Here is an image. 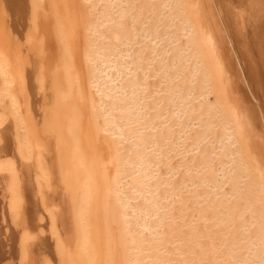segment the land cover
<instances>
[{"label": "bare ground", "instance_id": "bare-ground-1", "mask_svg": "<svg viewBox=\"0 0 264 264\" xmlns=\"http://www.w3.org/2000/svg\"><path fill=\"white\" fill-rule=\"evenodd\" d=\"M123 2L120 1L121 4ZM161 2L163 1L161 0ZM166 2H169L171 6H168L170 10H167L169 11V13L167 12L169 21L172 22L171 19L176 18L180 23V27L177 26L178 31L174 25L177 38H173L176 46L171 50L173 51L176 48L178 50L174 51L173 60L175 58L176 62L182 63L180 66L182 69H185L184 66H188L187 62H189L192 75L189 74L190 76L188 75L189 77L185 78L183 73L180 77L176 74L183 71L182 69L178 70L176 67L175 71L177 70V73L175 76L180 77L179 83V78H175L174 74L172 77L180 85L182 83L184 86L187 82L188 85H186L185 91L186 89L189 91L193 86L191 93L195 87L199 91L197 96L192 94L193 96H190L192 98H187V96L186 98L190 100H186L185 94H181L179 90L181 86L180 88L177 86L179 91L171 89L172 84H174L172 81L173 83L169 85L171 81L168 78L171 75L170 77L167 75V78L166 74L169 71L167 73L158 72L159 65L155 75L159 77L158 84L164 81L163 91L160 90L164 92L165 96V93H167L168 97L165 100L168 101L169 99L171 103L175 102L172 101L174 96L181 100L180 103L185 101L182 102L185 105L184 113L192 115L190 113L201 109L199 111L200 115L203 116L204 114V117L205 114L208 115H206V123L209 124L207 128L217 130L216 127H218L221 130L220 137L222 141L217 143H219V149L222 150V153L219 152V154L224 156L226 161L219 163L221 165L219 167L222 169L227 166V170L223 169L231 175L230 177L227 176L232 183L231 187L228 185L229 188L223 192V186L220 184L224 182L217 183L222 186L221 191L223 193L216 191L214 186L216 191H214V197L218 194L220 199L217 200V203L214 202L215 204L211 202L208 205V203L203 202L207 205L205 212H203L213 214H206L208 215L207 221H209V216L215 218V215L219 214L217 221L220 224L224 222L221 225H224V227L228 225L227 228L234 225L237 219H243L245 214L248 215L249 219L244 222H241V219L238 222L240 223L239 227L235 225L234 228L237 229L233 228L228 239H224L225 234L223 233L225 231L219 233L221 237L224 236L223 239L221 238L223 242H220L225 247L223 255L222 251L219 250L220 253L218 252L219 243L215 245L209 243L217 235H215V231H212L211 227L213 226H210L212 230L206 232L208 229L204 227L202 221L206 215L203 217L204 213L201 210L198 211L202 213L201 222L198 220L200 226L203 225L205 235L206 233L208 235L206 246L209 243L211 247L208 249L211 258L210 264H224L226 259L231 261V264L241 263L237 261L240 254L239 249L241 248L246 249L245 252L240 250L245 253L243 258H246V255L248 257L249 254L255 259L251 261V264H264V0H165ZM132 3L131 5L129 3L131 7ZM99 4L100 10L97 9ZM121 4H117L116 0H0V46L4 52L1 51L2 49L0 51L6 55L5 58L8 62L6 67L3 60L1 63L4 65H2L4 71L6 68L8 70H6L9 74H7V80L10 84L7 85V92L12 95H10V99L9 94L8 99L7 97L3 98L6 91L2 93L0 90V101L10 102L9 107L4 102L6 106H3L5 108L0 107V117L4 119L0 122L3 123L6 120V117L3 118L4 114L2 115V113H5L3 110L7 107L15 117V122L14 119L13 122L16 123V128H13L17 129L16 137H14L11 136L12 133L9 127L0 128V264H174L170 262L172 258L169 260L165 254L163 255L159 240L163 225L164 228L167 227L175 217H170L169 219H173L168 220L170 221L168 222L167 217L172 209L170 208L171 210L169 209L170 211L167 212L164 207L158 206L154 201L156 200L154 193L156 194V191L160 188L164 189L166 185L169 187L170 184L168 179L164 177L167 181L164 182L165 187H163V181L156 176L157 174L154 175L149 170L151 164V162L149 163L150 160L147 159L148 154L150 155L147 150L149 140L146 134L141 131L143 128L141 120L146 117L149 121L151 120L149 115L145 117L147 115L146 106L140 102L141 100L143 102L146 98H143V94L145 89H148L146 78L148 79L151 76H148V70L150 69H147L150 63L147 64L145 69L147 70V76L139 77V69L135 64L139 60V62H142L141 57L139 58L137 55L139 60L135 62L137 57L131 51L132 47L130 46V49L122 48L124 46L122 38L125 39L124 35L127 36L128 34H124L126 32L123 29L126 28H123L125 24H122V22L124 20L123 23H125L126 18L123 20L122 18L125 13L129 12L130 7L127 4V6L124 4L120 7ZM135 8L136 6H134ZM120 10L123 13L118 12ZM163 14L165 15L164 12ZM137 17H139L138 13ZM157 18L155 17L156 20ZM134 19L136 20V18ZM161 20L160 22L163 23V19ZM171 24L169 26H172ZM168 30L170 31V29ZM105 32L107 34L104 36L103 33ZM154 37L152 36V39ZM157 38L154 40H159ZM110 40L113 41V45L110 42L112 46L108 48V41ZM125 41L127 42V40ZM167 43L171 44L170 40ZM156 46L154 47L156 48ZM158 53L157 51L155 54ZM155 54H153V61L158 64V59L161 56L156 59ZM0 58L4 59V55H1ZM142 70L144 71V69ZM186 72L184 75L187 74ZM0 75L2 76V74ZM140 79L144 80L143 89L139 83ZM187 86L191 88L188 89ZM153 87V89H156L155 86ZM160 90L158 89L155 93L157 96ZM194 93L196 92L194 91ZM195 98L199 101L193 104ZM160 101L161 104H159L163 105L162 100ZM179 104L176 106L179 107ZM156 105L158 106L157 103ZM16 107H18L17 110H15ZM153 108L151 107V110ZM176 108L172 107L171 110L174 111ZM151 110L149 109L148 113ZM156 112L152 111V119L157 118L158 113ZM114 113L117 114V117L114 116ZM169 113L172 114V111ZM176 114H172V119L178 116ZM158 118H160V115ZM164 118L166 119L165 116ZM176 120L177 122L181 121ZM202 121L204 122V120ZM5 122L3 124H6ZM150 122L153 124V120ZM143 124L145 125V122ZM153 126L157 127L158 124ZM168 126L171 127V124ZM150 127H152L151 124L147 129H151ZM179 127H175V129L177 128L180 131ZM188 127L190 128V126ZM123 130L126 131V134L123 133ZM13 132L15 133V130ZM166 132L169 137L166 138L170 139L175 131L172 134V131L168 128ZM191 132L192 130L189 133ZM182 133L184 135L185 132ZM203 133L206 136L207 132ZM215 134L213 135L217 136ZM153 137H151V140L154 139ZM162 137L164 138V135ZM180 137H176V140L178 141ZM190 137L188 133L187 135L185 133V140H181V142L186 143L188 141L192 143V141H189L191 140ZM172 138L171 136V140ZM211 140H209L210 143L214 142L213 140L211 142ZM215 140L217 139L215 138ZM127 141L131 142V147H134L131 155H128L130 149H126L124 146V142L127 144ZM196 141V143L193 141V144H190L195 146L197 152H194L198 153V156L201 155L200 157L204 160V172L211 171L215 166L218 168L219 164L215 165L213 163L211 166H215L209 167L210 157L213 154L211 155V152H208L207 147L208 151H206V145H203L205 141L202 140V137L197 135ZM200 141L204 143H199ZM164 142L161 146H164ZM166 142L169 143V141ZM181 142L179 144L182 148L184 144H181ZM188 142L187 144H189ZM156 145L154 144V146ZM173 145L168 146L172 147ZM158 146L160 145L158 144ZM173 148L175 147L173 146ZM209 148L211 149L210 145ZM161 150L160 153L157 152L158 155L155 154L166 160L167 149L164 151L165 153ZM170 150L172 151L170 153L175 152L174 149L170 148ZM189 150L191 151V148L188 149V152ZM177 152L176 154H179V151ZM182 152L180 151V154L185 157ZM214 152L216 153L217 150H213ZM191 154L186 153V157L188 158ZM196 154H192L193 157ZM217 154H214V157ZM182 157L178 160L180 164L184 158ZM168 158L170 160L173 157ZM220 158H218L219 162ZM183 161L185 166L187 162H189V165L192 162H185V159ZM184 164L182 165L183 168ZM195 164L198 165L197 161ZM195 164L191 165L192 168ZM154 165L156 166V164ZM189 165L188 167H190ZM169 167H166L167 171L171 169ZM197 167H199V171L200 169L202 171V164ZM154 169L157 170V166ZM154 169L152 171H155ZM193 170L195 169L193 168ZM201 171L198 173L201 174ZM171 172L173 173V171H170L169 174L173 175ZM175 172L178 173L176 170ZM195 172L197 173V171ZM214 172L215 170L209 172L210 176L215 175ZM217 172H219L218 169ZM212 173L214 174L212 175ZM190 174L188 172V176ZM193 174L195 176V173ZM198 177L200 176L198 175ZM202 177L206 179L205 176ZM214 178L213 176L212 179ZM212 179L211 182H216L217 177L216 180ZM220 179L222 180V178ZM151 180L154 182L153 185L150 184ZM169 180L171 181V179ZM223 181L225 180L223 179ZM202 182H200L201 185ZM205 185L207 186V182ZM168 189L172 191V188ZM165 191L164 194L162 192L163 195H174L173 192L167 194V191ZM190 192L187 193L190 194ZM208 192L210 194V190L206 191V194ZM196 194V196L199 194L197 190ZM170 195L169 197H171ZM204 196L205 199L208 197V195H203L202 198ZM193 197L195 196L193 195ZM196 198H199V196ZM231 198L234 199L233 202ZM190 199L192 200V197ZM170 200L173 199L170 198ZM167 202H169V199ZM164 203L168 204L166 201ZM196 205L199 206V203L197 202ZM201 205L204 204L201 203ZM201 205L200 207H202ZM195 208L193 214L199 207ZM195 215L198 216V214ZM199 216L201 217V214ZM179 217L181 216L179 215ZM161 218L166 220L165 224H163L164 221ZM213 218L211 222H213ZM197 219L195 218V220ZM193 220L190 221L193 223ZM187 222L186 225H188ZM215 222L214 219V224H210L217 227L219 224ZM183 224L181 226L184 227ZM195 227L193 228L195 229ZM240 227H242V230L239 231ZM174 228L177 229L178 227L168 228V230L166 228L169 235L175 233L176 236ZM193 228L192 230H194ZM189 231L191 230H188V233ZM179 233L182 234L178 232L177 235ZM194 233L193 235L189 233L193 236V240H195L194 235L200 236L197 232ZM202 235L205 236L204 233ZM181 236L179 235L180 238ZM178 238H174L176 241L169 242V245L177 242ZM203 238L206 239L207 237ZM241 238L244 240L243 246L242 243L240 244V241L243 242ZM213 240H216V238ZM199 246L201 247L200 244ZM178 248L174 249L178 253L173 252L172 254L171 251H174L171 250L172 248H169L170 251L168 250L172 256L175 254L177 257L175 259L174 256L173 262L187 264V261L191 259L189 262L192 264L191 256L187 261L185 258L183 259L184 256L182 257L186 263L180 260L179 255L181 253L179 254ZM197 248H199L198 245ZM190 249L188 248L186 252ZM204 250H207V247ZM191 251L195 253L194 250L191 249ZM189 253H186L188 258ZM203 253H199L200 258H208L203 257ZM239 258L241 259V257ZM245 258L242 259L243 262L246 261ZM194 261L195 264L197 262L199 264V259Z\"/></svg>", "mask_w": 264, "mask_h": 264}, {"label": "rangeland", "instance_id": "rangeland-1", "mask_svg": "<svg viewBox=\"0 0 264 264\" xmlns=\"http://www.w3.org/2000/svg\"><path fill=\"white\" fill-rule=\"evenodd\" d=\"M117 1V4H121L120 3V1H124L122 4H121V6L120 7H122V6H124V4H125V6H129L130 7V9H129V12H127V13H125L124 14V17L122 18V20L124 19V18H126V20H125V23H123L124 22V20H123V22H122V24H125V26L123 25V28H126V29H123V30H125L124 32H126V33H124V34H127V36H125L124 35V37H126L125 39L124 38H122L123 40V42H122V44L124 45V46H122V48H124L125 47V49H130L131 47V51H133L134 52V56H136L137 57V55L139 56V58L140 59H142V62H139L140 60L138 59V57L136 58L137 60H135V62H137L138 60V62L135 64V66H138L137 67V69H139L138 70V75H139V77H142L143 75H145V76H147V70H145L146 68H147V64H149L148 65V68L147 69H150V70H148V76H150L148 79L146 78V80H147V85L149 86H147V88L148 89H145V91H144V96H143V98L144 97H146L145 99H144V101L142 102V100L140 101L141 102V104L142 103H144V105L146 106L145 107V111H146V114L147 115H145V117L146 116H148L149 115V119H151L150 121H152L153 120V124H152V122H150L148 119H147V117L146 118H143V119H145L144 121H143V119L141 120V122H142V126H143V128L141 129V131L143 132V134L145 133L146 134V136H147V139L149 140L148 141V148H147V150L150 152V155L148 154V157H147V159L148 160H150L149 161V163L151 162V164H150V168H149V170L152 172V174H154V175H156V176H158V178L160 179V180H162L163 181V183L165 182L166 183V179H168V182H169V187L166 185V187H165V183H164V185H163V187H165L164 189H158L157 191H156V194L154 193V197L156 198V200H154V201H156V203L158 204V206L160 205L161 207H164V208H162L163 210H165V211H170L171 209V211L169 212L170 214L172 213V215H170L169 214V216L166 218L167 219V221L168 220H172L174 217V219H173V221H171V222H175V223H172V224H174V225H172L171 224V222L170 221H168V222H170V224L169 223H167V224H169L167 227H165L164 228V225H163V227L161 228V230H160V232L162 231V233H160V240H159V243H160V245L162 246V253H163V255L165 254V256L167 257V259H169L170 260V258H172L171 260H170V262H172V263H174V264H176L175 263V261L173 262V260H174V256L176 257V255L174 254V256H172V254H173V252H176L174 249L175 248H178L179 249V256L181 257H179L180 258V260L181 261H183V263H186L183 259L185 258L186 259V261H187V259H190V256H191V258H192V264H195V261L194 260H198L199 259V264H210V262H211V258H210V252H209V250L208 249H210L211 247H210V245H209V243L211 244V243H213L214 245L215 244H217V243H219V245L221 246V247H223V249H221V247L219 246V249H218V252H219V250H220V252L222 251V253H223V255H224V253H225V247L223 246V243L221 244L220 242H223L222 241V237H224V236H222L221 237V233H223L222 231H225V233H223V234H225V237H224V239H228L229 238V236L231 235V232H232V230H233V228L235 227V225L237 226V227H239V224L240 223H238V222H240V220L242 219V218H240V220L239 219H237V222L234 224V225H231L230 226V228L228 227L227 228V226L228 225H225V227H224V225L222 226L221 224H224V222L223 223H221L220 224V222H218L217 220H218V218H219V214H216L215 215V218H213L214 216H209V218H208V220L209 221H207V217H208V215H206V214H209V213H204L205 212V207L207 206L206 204L208 203V205L209 204H211V202H215V203H217L218 201V199H220V196H218V194H216V196L214 197V195H215V192L218 190V192H224V190L226 189H228L229 187H231L230 185H232V183H231V181L229 180L230 178H228V177H230L231 175L230 174H228L227 172H226V170H227V166H225V167H223V168H225V169H223L222 167V169H220V167L219 166H221L220 164H221V162H224V161H226V159L224 158V156H222V155H220L221 153H222V150L221 149H219V147H218V144L219 143H217V142H219V141H222V139H221V130H219V128L218 127H216L217 128V130H219V132H217V130L215 131V130H210V128H207V127H209V124L208 123H206L207 122V114H205V117H204V114H203V116L202 115H200L199 113V111L201 110H199V111H193L192 113H190V114H192V115H189V113L187 114V113H184L183 111H184V106L185 105H183V103L185 102V101H182L181 103H180V99L178 98L177 99V97L176 96H174V98H173V100L172 101H175L174 103H171V102H169V99H168V101L167 100H165V99H167V93H165L166 94V96L163 94L164 92H161V90L163 91V83H164V81H163V83H161V84H158V82H159V77H158V75H155V72H157V69L158 68H160L159 69V71L158 72H168L169 71V73L168 74H166V76L168 75L169 77H170V75H171V77L170 78H168V76H167V78L169 79V81H171V82H169V85L170 84H172L173 82H174V84H172V86H171V89H173L174 91L176 90V91H179L180 90V92H181V94H185L184 95V97L186 98L187 96V98H192V97H190V96H193L194 94H196V96H197V94H198V91H199V89L197 88V87H195V89H194V91L196 92V93H194V91L191 93V91L193 90V88H194V86H193V88H191L190 86H187L188 87V89H189V87L191 88V89H189V91L186 89V91H185V88H186V85H188L187 84V82L184 84V86L182 85V83H181V85L180 84H178L179 83V81H180V75H182L183 73L185 74V72H186V70L188 71V73L186 74V75H184L183 74V76L185 77V78H187V76L190 74L191 75V70H190V65H189V62H187V64H188V66H187V68H186V66H184V68L185 69H182L180 66L182 65V63H178V62H176L177 60H175V58H174V60H173V56H174V51H176V50H178L177 48L175 49V50H171L172 48H175L174 46H176L175 45V39H173V38H177L176 36H177V32H176V29L178 28V27H180V23H179V21L175 18H173V19H171L172 20V22L171 21H169L170 19L168 18V13H169V11H167L168 9L170 10V3L169 2H166L165 3V0H162L163 2H161V0H116ZM132 1H133V3H132ZM158 1V2H157ZM126 2V3H125ZM129 3H130V5H131V3H132V7L129 5ZM155 3V4H154ZM127 4V5H126ZM136 4V5H135ZM140 4V5H139ZM163 4H164V6H163ZM166 4V5H165ZM168 4V5H167ZM161 5V6H160ZM134 6H136V8L134 9ZM140 6V7H139ZM166 6V7H165ZM168 6H170V7H168ZM140 8V9H138V8ZM165 7V8H164ZM132 8V9H131ZM97 9L98 10H100V4L97 6ZM160 9H163V10H161L160 11ZM138 10V11H137ZM123 11V10H122ZM158 11H160L159 13H157ZM165 13V15L163 14V12ZM118 12H120V13H123V12H121V10L120 11H118ZM139 12H140V14H139ZM168 12V13H167ZM136 13V14H135ZM137 13H138V15H139V17H137ZM159 14V15H158ZM161 14V15H160ZM128 15V16H127ZM131 15V16H130ZM156 15H158V16H156ZM157 18V20L155 19V17ZM166 17V18H164V17ZM132 17V18H131ZM134 18H136V20L134 19ZM168 18V21L166 20ZM156 21H155V20ZM161 19H163V23H165V24H163V23H161L160 21H162ZM131 21V22H130ZM157 21H159L160 23H158ZM166 21V22H165ZM134 22V23H133ZM156 22V23H155ZM167 22H169V23H167ZM174 22V23H173ZM158 23V24H157ZM172 23V24H171ZM146 24V25H145ZM157 24V25H156ZM160 24H162V25H164L163 27H162V25H160ZM172 25V26H169V25ZM178 24V25H177ZM161 26V27H159V26ZM176 27H175V26ZM157 26H158V28H157ZM167 26V27H166ZM178 26V27H177ZM170 27H172V28H170ZM176 29H175V28ZM166 30H165V29ZM170 29V31L168 30V29ZM142 29V30H141ZM157 29V30H156ZM127 30V31H126ZM148 30V31H147ZM155 30V31H154ZM168 30V31H167ZM172 30V31H171ZM156 31H158V32H156ZM165 32V33H162V32ZM173 31H174V33H173ZM177 31H178V29H177ZM148 32V33H147ZM154 32H156V33H154ZM169 33V34H166V33ZM159 33H160V35H159ZM171 33V34H170ZM173 33V34H172ZM104 34V36L107 34V32H105V33H103ZM130 34V35H129ZM149 36H148V35ZM153 34V35H152ZM164 34V35H163ZM154 37L153 39H152V36ZM156 35H158L159 36V38H157L158 36H156ZM173 35H175V36H173ZM164 36V37H163ZM169 36H172V37H169ZM167 37H169V38H167ZM127 38H129V39H127ZM155 38H157V39H159V40H154ZM163 38V39H162ZM171 38H172V40H171ZM132 39V40H131ZM152 39V40H151ZM168 39V40H167ZM125 40H127V42L125 41ZM154 40V41H153ZM167 40V41H166ZM169 40H170V42H171V44H169V43H167V42H169ZM129 41V42H128ZM145 41V42H144ZM156 41V42H155ZM165 41V42H164ZM109 43H108V48H110V46H112L113 45V41H108ZM110 42L112 43V45L110 44ZM126 42V43H125ZM153 43V45L155 46V45H157L156 46V48L152 45V43ZM126 44H128V45H126ZM169 44V45H168ZM126 45V46H125ZM133 45V46H132ZM172 45V46H171ZM128 46V47H127ZM131 46V47H130ZM130 47V48H129ZM166 47H170V48H166ZM112 48V47H111ZM160 48V49H159ZM2 48H1V46H0V50H1ZM152 49H155L154 51L152 50ZM167 49V50H166ZM141 50V51H140ZM160 50V51H159ZM1 51H3L4 52V50L2 49ZM1 51H0V53H1ZM145 51V52H144ZM157 51L160 53H158L157 55L155 54V53H157ZM169 51H170V53H173V54H170L169 53ZM140 52V53H139ZM153 52V53H152ZM130 53V52H129ZM151 54H152V56H151ZM153 54H155L154 56H156V59H158V56L160 57L159 59H158V64H155L154 63V61H153ZM1 55H4V59H2V58H0V66H2L3 65V63H1L2 62V60H3V62H4V64H5V67H6V64L8 63L7 61H6V55L5 54H3V53H1L0 54V57H1ZM173 55V56H172ZM152 58H151V57ZM145 58V59H144ZM6 61V63H5V61ZM9 60V59H8ZM161 60H163V61H160ZM144 61V62H143ZM172 61H174V62H172ZM147 62V63H146ZM182 62V61H181ZM10 63V62H9ZM172 63H174V64H172ZM179 65H177V64ZM139 64V65H138ZM154 64V65H153ZM162 66V67H160V66ZM166 65V66H165ZM174 65H176L175 67H174ZM4 66V65H3ZM3 66L0 68V70L3 72H1L0 71V74H2V76L0 75V82L2 83H0V90H1V92L2 93H4L5 91L7 92V85H9L10 84V82L7 80L8 79V70H7V68L5 69V71H4V69H3ZM8 66V65H7ZM140 66V67H139ZM159 66V67H158ZM164 66V67H163ZM158 67V68H157ZM176 67L178 68V70H180V69H182V73H177L176 71H175V69H176ZM140 68H141V70H140ZM153 68V69H152ZM165 70H164V69ZM142 69H144V71L142 70ZM156 69V70H155ZM163 69V70H162ZM161 70V71H160ZM167 70V71H166ZM5 72V73H4ZM145 72V73H144ZM173 72V73H172ZM154 73V74H153ZM171 73V74H170ZM177 73V74H176ZM6 76V77H3L4 75ZM8 74V75H7ZM173 74H174V77L176 78L177 77V79L179 78V80H178V83L176 82L177 80H175V78L174 77H172L173 76ZM175 74L176 75H178V76H180V77H178V76H175ZM189 75V76H190ZM188 76V77H189ZM192 76V75H191ZM184 77H182V78H184ZM172 78V79H171ZM184 78V79H185ZM183 79V80H184ZM186 80V79H185ZM173 81V82H172ZM6 82V83H5ZM9 82V83H8ZM139 83L142 85L141 86V88L143 89L144 87H143V84H144V80H142V79H140L139 80ZM138 83V84H139ZM6 84V85H5ZM176 84V86H174ZM178 84V85H177ZM159 85V86H158ZM153 86H155L156 87V89H157V87H158V89L160 90L159 92V94H158V96L155 94L157 91H158V89H157V91H156V89H153L154 87ZM177 86H178V88H180V86H181V88L178 90V88H177ZM183 86V87H182ZM160 87V88H159ZM170 87V86H169ZM184 88V89H183ZM183 89V90H182ZM146 90H147V92H146ZM148 90H150L149 92H148ZM153 90H154V92H153ZM172 90V91H173ZM184 91V92H182V91ZM4 93V95H3V98L4 97H7V99H8V94H9V99H10V97L12 96L10 93ZM146 92V93H145ZM153 92V93H152ZM147 94V95H146ZM149 94V95H148ZM151 94H153V96H151ZM164 96H163V95ZM193 94V95H192ZM11 95V96H10ZM156 95V96H155ZM150 96V97H149ZM161 96V97H160ZM163 96V97H162ZM157 97V98H156ZM161 98H163V99H161ZM176 98V99H175ZM186 98V100H190V99H187ZM6 100V99H5ZM157 100V101H156ZM158 100H159V102H158ZM160 100H162V104L163 105H160L161 104V101ZM177 100H179V101H177ZM183 100V99H182ZM146 101V102H145ZM169 102V103H167V102ZM193 101L194 102H192L193 104H196L195 102H198L199 101V99H197V98H195V99H193ZM4 102V101H3ZM2 101H0V103H2L1 105H0V107L2 108V106L3 105H5L4 103H6V105H7V107H9V104H10V102H4L3 103ZM180 104H179V103ZM187 102V101H186ZM145 103H147V104H145ZM152 103V104H151ZM156 103L158 104V106L156 105ZM160 103V104H159ZM166 103H167V105H166ZM155 104V105H154ZM171 104H173L172 105V107L173 108H178V110H177V108L176 109H174V111H173V109L171 110ZM179 104V107L178 106H176V105H178ZM5 105V106H6ZM166 105V107H164ZM5 106H3V108H5ZM181 106V107H180ZM6 107V108H7ZM151 110V107L153 108V110H151L149 113H148V111H149V109ZM156 107H157V109H156ZM168 108V109H167ZM18 109V107H16V109L15 110H17ZM155 109V110H154ZM1 110V109H0ZM15 110H13V111H15ZM152 111L153 112H155V111H157L156 113H158L159 115H160V118H158L159 117V115L157 114V118H153L152 119V117H153V113H152ZM172 111V114H176V118L175 117H173V119H172V114L171 113H169V112H171ZM176 111H178V112H176ZM175 112V113H174ZM184 113V114H181V113ZM12 113V112H11ZM162 113H163V115H162ZM179 113V114H178ZM181 114V115H180ZM193 114H194V116H193ZM162 115V116H161ZM171 116V118H170V116ZM189 115V117H187L186 118V116H188ZM199 115V116H198ZM207 115V116H206ZM114 116L115 117H117V114H115L114 113ZM164 116L166 117V119L164 118ZM183 117V118H181V117ZM198 117H200V118H198ZM202 117H204V118H202ZM12 118V119H11ZM11 118H10V123H9V128H10V131H11V136H14V137H16L15 135L17 134V129H14V128H16V123H14L13 122V119H14V121H15V117L13 116V113L11 114ZM180 118V119H179ZM187 120H186V119ZM199 120H198V119ZM157 119V120H156ZM163 120V121H158V120ZM172 119V121H170ZM176 119H178V121L179 120H181V121H179V122H181V123H179V122H177V120ZM183 119V120H182ZM169 120V121H168ZM202 120H204V122L202 121ZM206 120V121H205ZM150 122V124H151V126L152 127H150L151 129H147V128H149V126H150V124H149V122ZM158 121V122H157ZM200 122V123H202L201 125H199L200 123H198V122ZM202 121V122H201ZM145 122V125H146V127H145V125L143 124ZM173 122V123H172ZM196 122H197V124H196ZM161 123V124H160ZM162 123H163V125H162ZM167 123H169V124H171V127L174 125V123H176L175 124V127H179V126H184V125H186V123H188L187 125L188 126H190V128L186 125V126H184V127H179V130L180 131H178L177 130V128L175 129V127L173 126V128L171 129V127H169L168 125H166ZM177 123H178V125H177ZM158 124V126H160V127H155V126H153V125H157ZM160 124V125H159ZM166 126H165V125ZM206 124V125H205ZM14 125V126H13ZM147 125H148V127H147ZM164 126V127H162V126ZM202 125H205L204 127L202 126ZM168 126V128H170V130L172 131V134H173V132L175 131H177V133H179V134H175V132H174V135H171L173 138H172V140H171V136H170V139H168L169 137L166 135V131H167V129H166V127ZM197 126V127H196ZM202 126V127H201ZM12 127V128H11ZM14 127V128H13ZM156 128V129H154V128ZM160 128V129H159ZM162 128V129H161ZM194 128V129H193ZM200 128H202V129H200ZM207 128V129H206ZM158 129H159V131H158ZM166 129V130H165ZM186 129H189V130H186ZM192 130V134L191 133H189L191 130ZM206 129V130H205ZM15 130V133L13 132ZM20 130V129H19ZM148 130V131H147ZM156 130V131H155ZM174 130V131H173ZM181 130H183L182 132H185L186 133V135H187V133L191 136L190 138H191V140H189V141H192V143L191 142H188V141H186V143H183V142H181V140L182 141H184L185 140V133H184V135H183V133L181 132ZM204 130V131H203ZM147 131V132H146ZM155 133H154V132ZM188 131V132H187ZM207 132L206 133V136H205V134L203 133V132ZM211 131V132H210ZM215 131V132H214ZM152 132V133H151ZM160 132H162V133H160ZM123 133L124 134H126V131L125 130H123ZM160 135H159V134ZM182 133V134H181ZM202 133H203V135H202ZM211 133V134H210ZM214 133H216L215 135H217V136H214L213 134ZM152 134H154L155 135V137H153L154 135H152ZM161 134H162V136L164 135V138L161 136ZM197 134L199 137H202V140L203 141H205L206 139V141H207V144H206V141H205V144H203L204 142L203 141H200L199 143H202L203 145H206L205 146V149H206V147H207V149L209 150H207L206 149V151H208L211 155L213 154V156H211L210 157V168L211 167H214L215 165H218L219 163V165L217 166L218 168H216V166H215V168H212V170L211 169H209V170H211V171H209L210 173L211 172H213V170H215V175H213L214 173H212V175L216 178L217 177V180H216V182L214 183V182H211V179L213 178V176H210L211 174L207 171V172H204V170L205 169H203V164H204V160H202V157H200V156H198L195 152H197L196 150H195V146H192L191 144H193V141H194V143H196L197 141H196V138H197V135H196V137H195V135ZM209 134V135H208ZM180 137L179 138V140L177 141L176 140V137H178V136ZM212 137H211V136ZM149 136V137H148ZM176 136V137H175ZM151 137H153L154 139L153 140H151L152 138ZM162 137V138H161ZM166 137H168V138H166ZM193 137V138H192ZM208 137V138H207ZM213 138V137H215L217 140H215V138H213L212 140L214 141V142H212V140H211V138ZM220 137V138H219ZM166 138V139H165ZM205 139V140H204ZM211 140V142L213 143H210V141L209 140ZM155 140V141H154ZM170 140H171V142H170ZM130 141V140H129ZM129 141H127V144H126V142H124V146L126 147V149H130L129 150V153H128V155H131L132 154V152H133V150H134V147H131L130 146V144H131V142H129ZM163 141H169V143H171V144H169L168 142H164V146H161V145H163ZM174 143H173V142ZM175 141H177V142H175ZM181 142V144H184V146L181 148V146H180V142ZM196 141V142H195ZM151 142H152V144H151ZM154 142V143H153ZM187 142L190 144V147L188 146L189 144H187ZM208 142H209V144H208ZM161 143V144H160ZM168 143V145H173L175 148H173V146L172 147H170V146H168V145H166ZM154 144L156 145V146H158V144L161 146H158L157 148H156V146H154ZM179 144V145H178ZM152 145V146H151ZM178 145V146H177ZM200 146H201V144H199ZM208 145V146H207ZM209 145H210V147H211V149L209 148ZM212 145V146H211ZM150 146V147H149ZM154 146V147H153ZM192 146V147H191ZM215 146V147H214ZM129 147V148H128ZM154 149L155 148V150H153L152 148ZM164 147H167V148H164ZM180 147V148H179ZM161 148H163L162 150H161ZM170 148L173 150L174 149V151L175 152H173V153H170V152H172L171 150H170ZM184 148V149H183ZM186 148V149H185ZM191 148V151L189 150V152H188V149H190ZM213 148V149H212ZM215 148V149H214ZM149 149H151V150H149ZM166 149H167V151H166ZM170 151H169V150ZM193 149V150H192ZM219 149V150H218ZM153 150V151H152ZM160 150H161V152H164V151H166V156H167V158H166V160L163 158V157H158L157 155V152L158 153H160ZM184 150V151H183ZM185 150H186V153H188V155L189 154H191V152H192V154L193 155H195L196 154V156H194L193 157V155L190 157V156H188V158L186 157V153H185ZM210 150H212V151H210ZM213 150L214 151H216L217 150V152L216 153H218L219 154V152H220V156L217 154V156L215 155V157H214V154H216L215 152L213 153ZM131 151V152H130ZM154 151H156V152H154ZM177 151H179V154H176V153H178ZM180 151L182 152V153H184L183 155H185V157L183 158L182 157V155L180 154ZM195 151V152H194ZM152 152V153H151ZM154 152V153H153ZM157 155H156V154ZM165 153V152H164ZM156 155V156H155ZM176 155V156H175ZM178 155V156H177ZM180 155H181V157L183 158V160L185 159V162L186 161H192V162H190V165H189V162H187V165L185 166V164H184V161L182 160L181 161V164H180V161H178L179 159H181V157H180ZM150 157H152V158H150ZM168 157H175L174 159H176L175 161L173 160V158H170V160H169V158ZM180 157V158H179ZM219 157H221L220 158V162H219ZM155 158V159H154ZM159 158V159H158ZM178 158V159H177ZM195 158V159H194ZM218 159V163H217V159ZM225 160H224V159ZM158 159V160H157ZM171 159H172V161H171ZM155 160V161H154ZM164 160V161H163ZM195 160V161H194ZM214 160V161H213ZM215 160H216V162H215ZM27 161V160H26ZM157 161V162H156ZM165 161H166V163H165ZM172 162V166H173V169H172V166L170 165L171 164V162ZM197 161V164L198 165H201L202 164V171H201V169H200V171H201V174H199L200 173V171H199V167H197L198 165H196L195 164V162ZM201 161H203L202 163H201ZM179 164H178V163ZM215 162V163H214ZM163 164V166H162V164ZM215 164V165H212L211 166V164ZM153 164V165H152ZM154 164H156V166H157V170L156 169H154V168H156V166L154 165ZM161 164V165H160ZM166 164V165H165ZM184 164V168H183V165ZM192 164H195V166L193 167L195 170H193V168H192ZM160 165V166H159ZM169 165H170V167H169ZM177 166V168H175L176 166ZM181 166V167H179V166ZM188 165L190 166V167H188ZM154 166V167H153ZM158 166H159V168H158ZM164 166H165V168H164ZM169 167V168H171L169 171H167V169H166V167ZM175 166V167H174ZM163 167V168H162ZM187 167V168H186ZM196 167H197V169H196ZM180 168H181V170H180ZM186 168V169H185ZM190 168H191V171L193 172V173H195V176H194V174L190 171ZM201 168V167H200ZM152 169H154L155 171H152ZM166 169V170H165ZM178 169H179V171H178ZM184 169H185V171H186V174H185V171H184ZM217 169L219 170V172H217ZM160 170V171H159ZM175 170L178 172V173H176L175 172ZM221 170V171H220ZM158 172L159 174H160V177H161V175H163L164 173H165V175H163V177H159V174L158 173H154V172ZM170 171H173V175H170L169 173H170ZM189 172V174L190 173H192V174H190V175H192L193 177H191L190 175L188 176V172ZM195 171H197V173L195 172ZM223 171V172H222ZM225 171V172H224ZM162 173V174H161ZM175 173V174H174ZM208 173H209V176H208ZM222 173V174H221ZM225 173V174H224ZM197 174V175H196ZM202 174H205V175H202ZM224 174V175H223ZM228 174V175H227ZM168 176V178H167V176ZM198 175L200 176V177H198ZM217 175V176H216ZM222 175L224 176V178L222 177ZM226 175V176H225ZM170 176H171V178H170ZM174 176H175V178H174ZM202 176H205L204 178H206V179H203V177ZM221 176V177H220ZM228 176V177H227ZM166 179H165V178ZM194 177H196V178H194ZM202 177V178H201ZM211 177V178H210ZM225 177H227V178H225ZM188 178V179H187ZM192 178V179H191ZM220 178H222V180L220 179ZM165 179V180H164ZM169 179H171V181L169 180ZM175 179V180H174ZM192 180L193 181V183H192V181H190V180ZM214 179H212V180H214ZM223 179L225 180V181H223ZM174 180V181H173ZM200 180V181H199ZM202 180H203V182H202ZM210 181V182H208V181ZM228 180V181H227ZM162 181L160 182L161 183V185L163 184L162 183ZM182 181V182H181ZM152 182V183H151ZM175 183L174 185L172 184V183ZM200 183V182H202V185H201V183L198 185L197 183ZM206 182H207V186L205 185L206 184ZM221 182H224L223 184H220ZM227 182V184H225ZM230 182V183H229ZM210 183V185H208ZM214 183V184H213ZM217 183H219L220 185H222V186H220L219 184H217ZM150 184H154V182H153V180H151L150 181ZM192 184V185H191ZM177 185V186H176ZM196 185V186H195ZM201 185V186H200ZM213 185V186H212ZM218 185V186H217ZM229 185V187H227ZM197 188H195V187ZM199 186V187H198ZM210 188H209V187ZM216 187V191L214 190V188ZM220 186V187H219ZM173 187H174V190H173ZM176 187V188H175ZM195 188V190H194V188ZM212 187H213V189H212ZM223 189H222V188ZM168 188H172V191L170 190V189H168ZM218 188V189H217ZM165 189H167L166 191H167V194H168V192H173V194L175 195H170V194H168V195H163L164 194V191H165ZM221 189H222V191H221ZM162 190H164V191H162ZM191 190H193V191H191ZM196 190H197V192L199 193L198 194V196H199V198H196V197H198V196H196L197 194H196ZM208 190H210V194H209V192H208V194H206V191H208ZM213 190V191H212ZM165 191V192H166ZM175 191V192H174ZM186 191V192H185ZM191 191V192H190ZM203 191H205V192H203ZM211 191H212V194H211ZM215 191V192H214ZM162 192H163V194H162ZM183 192H184V195H183ZM187 192H190V194H191V196H190V194H188ZM222 192V193H223ZM201 193V194H200ZM178 195V197L180 198L181 197V199H179L178 197H177V195ZM196 194V195H195ZM208 195V197L205 199V196L202 198V196L203 195ZM163 195V196H162ZM169 195L171 196V197H169ZM190 196V198L192 197V200L189 198V196ZM193 195L195 196V197H193ZM211 195H212V197H211ZM220 195V194H219ZM218 196V197H217ZM160 199H159V198ZM164 197V198H163ZM176 197V198H175ZM202 198V200H201V198ZM158 198V199H157ZM165 199L164 201H166V203H168L167 205L164 203V201H163V199ZM170 198L171 199H173L172 201L170 200ZM196 199V200H194V199ZM162 199V200H161ZM168 199H169V202H167L168 201ZM178 199V200H177ZM199 201H198V200ZM211 201H210V200ZM214 201H213V200ZM216 199V200H215ZM175 200H177V201H175ZM179 200H181V201H179ZM187 200V201H186ZM189 200V201H188ZM163 202V204H162V202ZM185 201V202H184ZM191 201V202H190ZM210 201V202H209ZM231 201L233 202L234 201V199H232L231 198ZM176 202V203H175ZM193 202H194V205H193ZM195 202H196V204H197V202L199 203V206L198 205H196L195 204ZM203 202H205V203H203ZM159 203H161V204H159ZM171 203H173V204H171ZM201 203L202 204H204V205H201ZM214 203V204H215ZM183 204V205H182ZM193 205V206H192ZM200 205L203 207H200ZM168 206V207H167ZM175 206V207H174ZM194 207V208H193ZM195 207H199V208H197V211L195 210V214H198V216L197 215H195V214H193L194 213V209H196ZM171 208V209H170ZM201 208V209H200ZM168 209V210H167ZM170 209V210H169ZM176 209H177V211H176ZM180 209V210H179ZM193 209V210H192ZM199 209V210H198ZM202 211V213H204L203 214V217L205 218V220H204V218H203V220H202V213L201 212H198V211ZM161 211V210H160ZM177 213H176V212ZM204 211V212H203ZM196 212H198V213H196ZM199 214H201V217L199 216ZM179 215L181 216V217H179ZM184 215V217H182ZM209 215H213L212 213H210ZM173 216V218L172 219H169L170 217H172ZM188 216H189V218H188ZM245 217V219L242 221L241 220V222H244V221H246V220H249L248 219V215L247 214H245L244 215ZM177 217H179V218H177ZM186 217V218H185ZM198 217H200V218H198ZM181 218H183L182 220H181ZM188 218V219H187ZM190 218H192V219H190ZM195 218L197 219V220H195ZM213 218V222H211L212 219ZM161 219H163V218H161ZM194 219V220H193ZM202 220L203 221V225H205L204 227H206L208 230L206 231V232H209V230L211 229L212 231H215V235H217V237H218V240H217V237H214V238H212V240L213 239H215L216 238V240H211V242H209L208 243V246H206L207 245V242H208V235H207V233H206V235H205V228L204 227H202V226H200V223H199V221L198 220ZM214 219L216 220V222H217V224H219V225H217V227H216V225L214 226V225H211V224H214ZM181 220V221H180ZM184 220V221H183ZM189 220V221H188ZM190 220H193L194 222V225H192L193 223H192V221H190ZM201 220H200V222H201ZM236 220V219H235ZM239 220V221H238ZM162 221H164V223L163 224H165V221L166 220H162ZM189 223H188V222ZM198 221V222H197ZM186 222H187V224L188 225H190V226H188V225H186ZM208 224H207V223ZM215 222V223H216ZM182 223H184L183 225H185L184 227L183 226H181L182 225ZM197 224V226H196V224ZM211 223V224H210ZM166 224V225H167ZM177 224V225H176ZM202 224V223H201ZM207 224V225H206ZM165 225V226H166ZM172 225V226H171ZM221 225V226H220ZM170 226V227H169ZM196 226V227H195ZM210 226H213V227H211L210 228ZM233 226V227H232ZM173 227H178L177 229H175L176 230V236H175V233H173L171 236L169 235V233L166 231V228H167V230H168V228L170 229V228H173ZM180 227V228H179ZM193 227H195V233L197 232L198 234H200V236H198L197 234V236L196 235H194V239L195 240H193V236H191V235H193V233H194V230H192V228ZM216 227V228H215ZM227 228L230 232H227L228 230L227 229H224V228ZM231 227H232V229H231ZM255 228L257 227V226H254ZM190 228V229H189ZM204 228V229H203ZM223 228V229H222ZM242 227H240V229H238L239 231L240 230H242L241 229ZM174 229H172V231L174 230ZM196 229H197V231H196ZM201 229H203L202 231H201ZM215 229V230H214ZM218 229V230H217ZM234 229H237V228H234ZM175 230H174V232H175ZM179 230V231H178ZM181 230V231H180ZM188 230H191V231H189V233L191 234H189L188 233ZM227 230V231H226ZM163 231H164V233H163ZM170 232H171V230H169ZM181 232L182 234H178L177 235V233L178 232ZM201 231V232H200ZM204 231V232H203ZM166 232H167V234H166ZM204 233V235L205 236H203L202 234ZM217 232V233H216ZM237 232V231H236ZM172 233V232H171ZM194 233V234H195ZM220 233V234H219ZM228 233V234H227ZM165 234V235H164ZM222 234V235H223ZM161 235H163V236H161ZM167 235V238L165 237ZM179 235L181 236V238L179 237ZM191 237H190V236ZM169 236V237H168ZM226 236H228V237H226ZM178 238L179 240L177 241V242H174L173 244H171V245H169L170 243L169 242H171V241H176V240H174V238ZM190 237V238H189ZM201 238V239H198V238ZM203 237H207L206 239H204ZM164 238H165V240H164ZM173 238V239H172ZM184 238V239H183ZM198 240H197V239ZM203 238V239H202ZM222 238V239H221ZM249 238V237H248ZM168 239V240H167ZM182 242H181V241ZM190 240V241H189ZM197 240V241H196ZM241 240L243 241V242H241L240 241V244L243 246L244 244V240L241 238ZM249 240H250V238H249ZM161 241V242H160ZM180 241V242H179ZM196 242V243H194V242ZM200 241V242H199ZM218 241V242H217ZM167 242V243H166ZM199 242V243H198ZM248 242V241H247ZM163 243V244H162ZM177 244V246H176V244ZM179 243H180V245H179ZM183 245H182V244ZM193 243V244H192ZM191 244H192V246H191ZM199 244L201 245V247L199 246ZM165 245V246H164ZM172 245H174V246H176V247H174V246H172ZM181 245L183 246L182 248H181ZM197 245H198V247L199 248H201L199 251H201V252H199L198 251V249L199 248H197ZM245 245H246V243H245ZM164 246V247H163ZM167 246V247H166ZM172 246V247H171ZM174 247V248H173ZM206 247H207V250H204V249H206ZM165 250H164V249ZM169 248H172L171 250H174V251H171L172 252V254H171V252H169L170 251V249ZM188 248L190 249H192V250H194L195 251V253L193 252V251H191V249L189 250V251H187L186 252V250H188ZM195 248V249H194ZM166 249H167V251H166ZM180 249H182V250H180ZM164 250V251H163ZM169 250V251H168ZM240 250H243L244 252H245V250L244 249H239V252H240V254H239V252H238V254H239V257H241V259L238 257L236 260L238 261V262H241V263H239V264H251V261H254L255 259L254 258H252L251 256H249V254H248V257H247V255H246V258H245V260L246 261H244L243 262V260H244V258H243V255H245V253L243 252H241ZM181 251V252H180ZM198 251V252H197ZM205 251V252H207V253H203V252ZM224 251V252H223ZM165 252V253H164ZM171 254H169V253ZM188 252H190L189 253V258H188V255L186 256V253H188ZM192 252H193V254H192ZM219 252V253H220ZM168 253V254H167ZM176 253H178V252H176ZM183 253V254H182ZM201 253H203L202 254V256L203 257H208V258H200L201 257V255L200 254ZM209 253V254H208ZM218 253V254H219ZM167 254V255H166ZM191 254V255H190ZM198 254V255H197ZM206 256H205V255ZM247 254V253H246ZM193 255V256H192ZM200 255V256H199ZM172 256V257H171ZM184 256V257H183ZM186 256V257H185ZM169 257V258H168ZM182 257H183V259H182ZM247 258H248V260L250 259V261L248 262V260H247ZM175 259H177V257L175 258ZM239 259H240V261H239ZM243 259V260H242ZM189 261H191V259L189 260ZM189 261H187V264H190V262ZM226 262H224V264L225 263H227V264H229V262H230V264H231V261H229V260H225ZM189 262V263H188ZM197 262V261H196ZM237 262V263H238ZM182 264V262H179V264ZM253 263V262H252ZM196 264H198V262L196 263ZM254 264V263H253ZM256 264V263H255Z\"/></svg>", "mask_w": 264, "mask_h": 264}, {"label": "flooded vegetation", "instance_id": "flooded-vegetation-1", "mask_svg": "<svg viewBox=\"0 0 264 264\" xmlns=\"http://www.w3.org/2000/svg\"><path fill=\"white\" fill-rule=\"evenodd\" d=\"M7 110H8V111H7ZM6 111H7V112H6ZM3 112H5V113H2V115L4 114V115H3V118L6 117V118H5V119H6L5 121H8V122L3 121V123L5 122L6 124H3L2 122H0V123H1V126H0L1 129L6 128V127H9L8 124L10 123V118H11V116H10L11 111L9 110V108H8V109L6 108L5 110H3ZM7 114H8V115H7ZM2 115H1V116H2ZM6 115L9 116L10 118L7 117ZM0 118H1L0 121H1V120H4V119H2V117H0ZM14 122H15V121H14ZM2 124H3V126H4V125H5V126L3 127Z\"/></svg>", "mask_w": 264, "mask_h": 264}]
</instances>
